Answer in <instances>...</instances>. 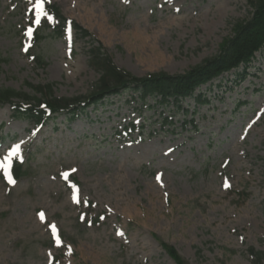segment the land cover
Here are the masks:
<instances>
[{
	"label": "rangeland",
	"instance_id": "374dc122",
	"mask_svg": "<svg viewBox=\"0 0 264 264\" xmlns=\"http://www.w3.org/2000/svg\"><path fill=\"white\" fill-rule=\"evenodd\" d=\"M51 6L138 77L215 55L252 11L248 0H48L47 14ZM34 12V0H0V87L89 95L96 43L69 26L57 34L54 18L34 25ZM195 95L178 110L129 89L41 127L0 105V162L19 145L11 165H22L14 184L0 171V264H175L161 241L185 264H264V48Z\"/></svg>",
	"mask_w": 264,
	"mask_h": 264
},
{
	"label": "trees",
	"instance_id": "16d2710c",
	"mask_svg": "<svg viewBox=\"0 0 264 264\" xmlns=\"http://www.w3.org/2000/svg\"><path fill=\"white\" fill-rule=\"evenodd\" d=\"M248 2L252 8L250 16L233 23L232 34L222 40L215 55L181 73L169 74L159 71L141 77L119 68L105 52L102 44L86 28L65 18L56 6H51L50 14L58 23L57 34L63 31L65 23H69L74 30L81 33L82 37H89L96 43L87 51L88 65L99 73L94 90L85 97H57L53 91V83L29 84L28 86L34 91V95L31 96L12 88L0 87V105L9 104L14 117L40 125L60 114L73 119L86 108L101 103L104 98L130 89L139 92L141 101L149 98L161 107L171 105L179 110L182 101L186 98L200 101V95H195L196 89L200 86L232 69L247 67L253 60L254 54L264 48V0H248ZM41 39V36L35 34V42ZM35 61L39 64L42 62L39 56L35 57ZM21 170L22 165L16 163L13 166L15 178L20 177ZM160 245L175 264H185L172 245L162 241ZM250 252L258 258L263 256L261 252H254L252 249Z\"/></svg>",
	"mask_w": 264,
	"mask_h": 264
},
{
	"label": "snow or ice",
	"instance_id": "6c2138e0",
	"mask_svg": "<svg viewBox=\"0 0 264 264\" xmlns=\"http://www.w3.org/2000/svg\"><path fill=\"white\" fill-rule=\"evenodd\" d=\"M32 2H33V0H29V3H32ZM47 2H48V0H34V8H35V12H34L35 18L33 20L34 25H39L42 22L41 17H44V16H46V18L49 22H51L53 20V17L50 14H47L45 11L44 5ZM29 11H32V9H29ZM32 32H33V28H29L26 32V35L30 37ZM25 50H27V49H25ZM18 151H19V145H17L15 148L12 149V151L8 154V158L6 160L0 162V171L3 172L5 179H6V182H8L10 184L15 183L14 179L12 178L11 171H10V169H11V158L17 156ZM157 179L159 180V177ZM225 187H228L227 183H226ZM73 201L77 202V203L79 202L77 200L75 191L73 194ZM84 203H85V206H87L86 200L84 201ZM40 215H41V219L43 220L44 219L43 214H40ZM52 232H53V235L55 236L56 228L54 225L52 226ZM56 243L59 244L60 241L57 240ZM69 251H71V249H69Z\"/></svg>",
	"mask_w": 264,
	"mask_h": 264
}]
</instances>
